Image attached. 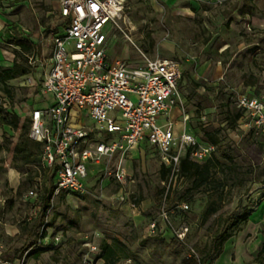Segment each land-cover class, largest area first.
Instances as JSON below:
<instances>
[{"label": "rangeland", "instance_id": "1", "mask_svg": "<svg viewBox=\"0 0 264 264\" xmlns=\"http://www.w3.org/2000/svg\"><path fill=\"white\" fill-rule=\"evenodd\" d=\"M57 1L0 0V16L6 17L0 30V66H12L14 50H20L17 44L25 38L33 43L38 59L31 74L35 85H28L26 76L9 82L12 100L0 87V111L16 113L21 123L30 121L34 108L44 105L46 65L39 62H48L54 35L64 33ZM120 26L123 32L109 25L104 31L110 40V62L120 60L134 68L143 67L142 52L149 59L181 64L183 77L178 91L190 115L188 126L202 142H207L205 134L219 130L220 144L214 154L219 165L210 183L196 191L189 179L175 176L165 199L167 177H162L159 153L149 146L135 147L125 158L126 185L118 184L111 175L96 182L99 174L90 172L89 193L54 196L44 219L39 195L51 175L40 166L14 160L19 131L0 124V192L10 206L3 219L11 225L19 222L21 233L33 237L30 245H12H20L21 253L17 256L8 250L1 255L5 261L17 258L18 264H80L89 254L98 264H113L105 245L119 240L126 252L114 264H202L203 252L217 247L219 233L245 208L256 211L254 219L263 210L264 218V136L246 126V114L235 129L230 125V118L239 110L237 95L248 91L264 95V0H227L223 5L199 9L185 0H124ZM85 122L94 125L91 119ZM164 122L162 117L158 125ZM10 169L19 173V181L17 174L14 179L7 177ZM18 182L14 194L9 185L14 188ZM39 184L38 197H27ZM164 203L170 224L189 228L184 242L170 233L163 236V230L171 231L160 218ZM183 205L189 209L182 210ZM245 227L224 243L212 263L205 264L249 263L255 246L250 248L242 239L254 226ZM88 243L97 247L96 253L90 252ZM7 244L11 242L7 240ZM38 251L41 256L36 259Z\"/></svg>", "mask_w": 264, "mask_h": 264}, {"label": "built area", "instance_id": "2", "mask_svg": "<svg viewBox=\"0 0 264 264\" xmlns=\"http://www.w3.org/2000/svg\"><path fill=\"white\" fill-rule=\"evenodd\" d=\"M123 9L124 0H60L64 33L54 35L48 62H39L46 65L43 93L50 95L53 102L32 111L29 131V138L42 145V170L55 175L54 196L88 194L87 181L92 171L99 174L96 182L111 175L115 182L126 185V155L145 141L158 150L161 165L169 170L167 184L164 183L166 199L184 158L202 163L217 151V146L203 143L187 132L190 115L178 91L183 77L181 64L149 59L142 52L143 67L109 61L110 40L104 31L109 25L123 32L120 26ZM28 59L31 67L38 62L35 50ZM26 80L28 85H35L31 75ZM236 105L249 120L246 126L264 136V95H237ZM175 111L179 112L183 128L179 134L175 131ZM162 117L166 122L158 125ZM87 118L94 121L93 126L85 122ZM116 158L118 163L114 164ZM111 166L114 169L110 170ZM34 189L27 197H38L40 184ZM181 209L189 207L183 205ZM160 218L170 226L173 238L185 241L189 228L184 224L174 228L170 224L165 203ZM151 228H156L155 222ZM1 249L0 245V256ZM96 251V246H90V252ZM191 253L197 255L194 249ZM80 264L98 262L87 254Z\"/></svg>", "mask_w": 264, "mask_h": 264}, {"label": "trees", "instance_id": "3", "mask_svg": "<svg viewBox=\"0 0 264 264\" xmlns=\"http://www.w3.org/2000/svg\"><path fill=\"white\" fill-rule=\"evenodd\" d=\"M17 46L20 47V50H14V61L12 66H0V87L7 96L11 97V100L13 99V95L11 89L8 86V83L18 78L32 74V67L29 64L28 57L30 53H33L35 50L33 43L30 42L28 38H25L18 42ZM243 114H245L244 111L238 110V112L232 118H230V125L233 127L232 129H235L234 126L240 119L243 118ZM0 124L8 127L9 129H12L13 131H19L18 140L14 148V160H20L25 166H40L42 145L40 143L32 141L29 138L30 121L28 120L21 123V120L16 113L6 110L5 112L0 111ZM205 136L207 142L203 143L212 144L218 147V145L220 144L219 130L213 133L205 134ZM214 154L202 163L192 162L188 158H184L181 161L180 172L178 175L185 177L191 181V189L193 191L199 190L210 183L213 171L219 165V161L214 156ZM161 172L163 178L168 177L169 170L166 169L163 165L161 167ZM54 189L55 175L53 173L51 175L50 182L44 186L39 195L41 215L44 219L47 217V213L52 208L51 201L54 197ZM161 194H164V191H162ZM250 214L251 211L245 208L243 213L232 221L230 227L219 233V240L216 245L217 247L209 251L203 250L204 256L202 258V264H205L206 262L212 263L221 254V252L223 251L224 243L247 225L248 216ZM232 227H235V229L232 230ZM43 235L44 234L42 233V237H45ZM105 250L107 256L112 260L111 263L114 264L118 262L120 256L126 252V247L119 240H113L111 243L105 245ZM40 256L41 252L38 251L34 253V257L36 259H39ZM14 259H9L6 261L12 263ZM254 263L264 264V243Z\"/></svg>", "mask_w": 264, "mask_h": 264}, {"label": "crops", "instance_id": "4", "mask_svg": "<svg viewBox=\"0 0 264 264\" xmlns=\"http://www.w3.org/2000/svg\"><path fill=\"white\" fill-rule=\"evenodd\" d=\"M162 1H164L166 3H176L179 0H162ZM185 1H187L188 3H190L192 6H194L197 9L201 8L202 6H210V5H212V4H206V3H203V2H199V1H189V0H185ZM220 1L222 2L220 5H223L227 0H220ZM239 1H241V0H239ZM59 6H60V0L57 1V13H58V15H59ZM5 21H6V17L0 16V30L4 27ZM109 46H110V42H109ZM51 53H52V50H51ZM51 53H50L49 59L51 57ZM245 94L256 96L250 91H248ZM44 95H45V100L43 101L44 105L41 108H44L47 105H51L52 102H53L52 97L50 95H46V94H44ZM41 108H34V109H41ZM173 118L176 121L175 131L179 134V133H181L183 131V128H182V124H181V117H180L178 111H175L173 113ZM178 120H180V121H178ZM188 124H189V122H188ZM187 132L193 134V132L190 130V127L188 125H187ZM144 146H149L151 148H154L158 152V150L155 147L151 146L150 144H148L145 141L140 143L139 145H137L136 148L137 147H144ZM14 170L15 169H10L9 172L6 175H7V177H11V179L12 178L14 179L16 177V174H17V177L15 179L18 180L19 179L18 178L19 173L17 171H14ZM91 175H93V174H91ZM18 186H19V182H18L17 186L14 187V188H13V186L9 185V187L11 189H13V193L14 194H16ZM10 205H11V203H10ZM8 208H10V206L7 207V205H6L5 195L0 192V213H1V217H2L0 219V245L2 247L1 255L9 250L10 252H13L14 254H17V256H18V254L21 253V252H19L20 249H21L20 247L24 246L25 244L30 245L31 244L30 240L33 237H31L30 235H23L21 233L20 227L18 226L19 222H17L16 224H12L11 225V224L8 223L7 220L3 219L5 213L8 211ZM255 213H256V211L250 214L249 220H248L247 225H246V227H248V228L251 227V225H252V227L254 226L253 227L254 231H252V232L249 231L247 233V236L243 237V239H242V243L243 244L244 243L247 244L250 248H252L251 247L252 244H254L253 246H255V248H253L254 251L252 253V258H249L248 262L249 261L253 262V260L256 259L257 255L259 254V252H260V250H261V248L263 246V243H264V232H261V231H264L263 210H262L261 216H259L257 219H254L255 218ZM29 221H31V220H29ZM162 232L164 233L163 236H165V237L168 236L169 233H170V232L167 233V231H165V230H163ZM170 235H172V234L170 233ZM172 238H173V236H172ZM7 240L11 242L10 245L7 244ZM15 243L16 244H20L21 246L19 245V246H16L17 248L16 247L12 248V245H14ZM35 246L36 245L31 246L26 251L25 254H29L33 250V248ZM247 250H248V248H247ZM0 262H5L6 264H18L20 261L17 258H15L12 263H9V262L3 260L1 258V256H0ZM249 263H247V264H249Z\"/></svg>", "mask_w": 264, "mask_h": 264}, {"label": "bare ground", "instance_id": "5", "mask_svg": "<svg viewBox=\"0 0 264 264\" xmlns=\"http://www.w3.org/2000/svg\"><path fill=\"white\" fill-rule=\"evenodd\" d=\"M13 175H14V174H13ZM13 175H12V176H13ZM14 177H15V176H14ZM12 179H13V178H12Z\"/></svg>", "mask_w": 264, "mask_h": 264}]
</instances>
